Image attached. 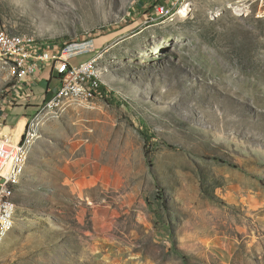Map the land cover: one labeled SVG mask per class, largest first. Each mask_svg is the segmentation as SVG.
<instances>
[{
    "label": "rangeland",
    "instance_id": "obj_1",
    "mask_svg": "<svg viewBox=\"0 0 264 264\" xmlns=\"http://www.w3.org/2000/svg\"><path fill=\"white\" fill-rule=\"evenodd\" d=\"M0 29L103 71L41 123L0 264H264V0H0ZM13 88L0 61V136Z\"/></svg>",
    "mask_w": 264,
    "mask_h": 264
},
{
    "label": "built area",
    "instance_id": "obj_2",
    "mask_svg": "<svg viewBox=\"0 0 264 264\" xmlns=\"http://www.w3.org/2000/svg\"><path fill=\"white\" fill-rule=\"evenodd\" d=\"M99 52L95 39L90 37L51 45L32 34L0 29V61L10 66L14 102L30 100L37 75L45 65H51L59 84L27 120L18 141L0 136V249L16 223V194L26 174L41 123L46 118L58 116L71 102H90L97 97L103 86ZM77 56L83 58L74 62Z\"/></svg>",
    "mask_w": 264,
    "mask_h": 264
},
{
    "label": "crops",
    "instance_id": "obj_3",
    "mask_svg": "<svg viewBox=\"0 0 264 264\" xmlns=\"http://www.w3.org/2000/svg\"><path fill=\"white\" fill-rule=\"evenodd\" d=\"M54 78L55 77L54 74L52 73L51 65H45L40 69L37 75V80L35 81L32 88L33 95L31 96L30 100L28 101L22 100L19 102V105L22 106L21 107V109L23 110L22 113L19 114L17 110L15 111L14 109L16 108H10L9 111H7L4 115L1 116L4 117V119L6 120V124H4L2 129V132L5 131L6 133L3 134L2 136H7L8 133H12L14 129L15 131L13 132L14 139L17 140L20 138V134L22 133L24 125L26 124L27 120L33 117L34 114L36 113L35 112L32 115H28L26 114V111L32 108L33 106L41 105L44 99L47 97L48 93L58 88L59 86L58 81H54ZM37 87H40V90ZM37 98L39 99L41 98V100L35 102V99L37 100Z\"/></svg>",
    "mask_w": 264,
    "mask_h": 264
},
{
    "label": "bare ground",
    "instance_id": "obj_4",
    "mask_svg": "<svg viewBox=\"0 0 264 264\" xmlns=\"http://www.w3.org/2000/svg\"><path fill=\"white\" fill-rule=\"evenodd\" d=\"M183 11H185V8H183L182 10H181V12H183ZM184 15H186L185 14V12H184ZM24 128H25V125H24ZM24 128H23V130H24ZM23 132V131H22ZM22 134V133H21ZM21 134H20V138H21ZM7 136H9L13 141H18L19 139H17V140H15L14 139V135L12 134V133H9ZM39 136V135H38ZM36 139L38 138V137H35ZM212 213V212H211ZM213 214V213H212ZM197 215V214H196ZM198 216H199V214H198ZM200 216H201V214H200ZM202 218H205V217H202ZM207 219H215L214 221H218L219 219L218 218H216V216H215V214H214V216H212L211 215V217H209V218H207ZM229 219V218H228ZM203 221H204V219H203ZM228 221V220H227ZM231 221V220H230ZM229 221V222H230ZM196 223V222H195ZM233 223V222H232ZM192 224V223H191ZM219 224V223H218ZM234 224V223H233ZM224 225V224H223ZM227 226H228V224H226ZM201 226H202V224H201ZM226 226V227H227ZM195 227V226H194ZM193 227V228H194ZM229 227V228H228ZM227 227V229H230L231 228V226H228ZM212 228V227H211ZM215 228H220V227H218V226H216ZM225 228V227H224ZM221 229V228H220ZM223 229V228H222ZM237 229H238V226H237ZM195 230V229H194ZM204 230V229H203ZM209 230H211V229H209ZM224 230H226V229H224ZM231 230V229H230ZM229 230V231H230ZM227 231V230H226ZM221 245V244H220ZM213 251L214 252H217V250L216 249H213ZM234 254V253H233ZM232 256V257H231ZM235 256H236V254L235 255H231V253L230 252H228L227 253V255L225 256V258H226V260H227V264H229L230 262H232V263H234V262H236V264H237V261H236V258H235ZM241 257V256H240ZM239 258V257H238ZM246 260V259H245ZM240 261V260H239ZM243 260H241V262H242ZM240 263V262H239ZM245 263V262H244ZM252 264V263H251Z\"/></svg>",
    "mask_w": 264,
    "mask_h": 264
}]
</instances>
